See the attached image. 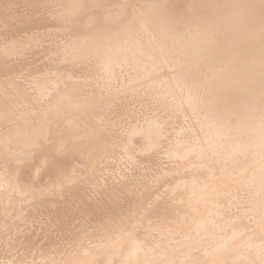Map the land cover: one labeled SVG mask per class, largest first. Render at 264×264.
Segmentation results:
<instances>
[{"label":"bare ground","instance_id":"6f19581e","mask_svg":"<svg viewBox=\"0 0 264 264\" xmlns=\"http://www.w3.org/2000/svg\"><path fill=\"white\" fill-rule=\"evenodd\" d=\"M0 264H264V0H0Z\"/></svg>","mask_w":264,"mask_h":264}]
</instances>
